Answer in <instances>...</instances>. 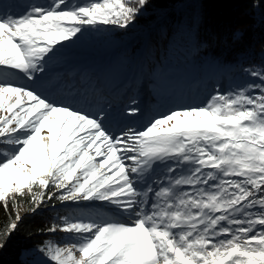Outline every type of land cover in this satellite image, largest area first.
<instances>
[{"label":"snow or ice","instance_id":"1","mask_svg":"<svg viewBox=\"0 0 264 264\" xmlns=\"http://www.w3.org/2000/svg\"><path fill=\"white\" fill-rule=\"evenodd\" d=\"M147 2L53 0L22 15L0 12V66L35 79L55 47L84 26L126 28ZM249 74L261 83L218 92L118 136L104 116L0 80V204L7 211L11 201L14 213L0 230V249L22 220L16 197L27 192L32 211L47 197L107 201L135 213L128 224L63 217L48 230L78 239L41 249L55 264H264V69ZM168 162L190 167L145 211L147 193L133 177ZM182 185L195 190L177 193Z\"/></svg>","mask_w":264,"mask_h":264},{"label":"rangeland","instance_id":"2","mask_svg":"<svg viewBox=\"0 0 264 264\" xmlns=\"http://www.w3.org/2000/svg\"><path fill=\"white\" fill-rule=\"evenodd\" d=\"M52 2L53 0H0V12L22 15L33 6L47 8L52 5ZM87 2L88 0H67L69 6L73 4L84 5ZM61 10H65L64 6H61ZM139 14L145 15L146 11L141 10ZM147 27V24H140L136 20L126 28L103 24L84 26L82 31L75 37H72L69 41H63L55 47L54 53L45 61L43 73H37L35 79H28L19 70L0 66V80L11 82L14 86L33 89L42 96H47L50 100L62 104L69 103V97L74 95L78 100H82V104L85 106L88 103L90 105L97 104L93 98V94L87 95L91 85L97 86L103 82L117 84V81L124 79L125 82L114 86L115 90H122V97L116 96L111 98L115 102L110 103L113 105V108L117 106L116 109L110 112L108 108L104 112L105 105L103 104L104 108L101 112L103 111L104 114L108 112L112 113L111 117H106L104 120V126L113 136L121 135L122 132L128 129L135 131L144 130L157 115H163L175 107H185L203 102L201 93L209 91L211 87L213 88L214 76L219 79L220 73H222L220 70L221 66H219L216 58L204 57L200 59L202 62V65H200L198 64L200 61H197L194 57L190 58L186 64L177 68L174 73L161 72L158 78L148 79L143 46L140 48V44H136L137 39L142 38L146 33ZM112 28H116V31H109ZM109 41L113 45L107 48L105 43ZM133 47L135 57L137 59L142 58L141 60H143L142 67L140 66L139 70L138 67L133 71L129 70L127 74H121L118 69H114L113 75L110 66L112 65L111 62H113L111 57L115 58V56H111L112 53L121 48L123 53V49L129 48L128 50L130 51ZM127 63L130 66H134V62L127 61ZM157 71L158 67L155 73ZM201 71L202 75L201 79H199V72ZM152 72L148 71L149 74ZM141 75H143V78ZM127 85L128 87H126ZM217 87L216 85L215 89ZM101 94L98 93L99 96ZM158 94L161 95L156 99V95ZM163 94H166V96L164 97ZM64 96L65 98L63 99L62 97ZM209 99H206L205 103ZM72 107L80 109V107L73 105ZM131 108H136L138 111L132 114L129 112ZM98 110L99 108L96 106V110L94 111L98 112ZM114 123H119L118 127L121 128V133L116 132L117 128ZM125 163H128V161H125ZM189 167L190 165L173 164L172 162H168L167 164L158 163L146 178L134 176L133 179L138 180L136 187L147 193L143 196L144 204L141 205L145 208V211H150L151 204L159 202L162 199L158 198L155 193L161 187L169 186L171 180L185 174ZM169 168H175V171L169 172ZM177 168L182 169L178 170ZM158 180H163V182H156ZM148 186H150V190ZM55 190L57 189L53 191ZM174 190L177 193L192 192L187 185L177 186ZM57 192L58 194L60 193L59 190ZM59 204L62 208L68 210L73 208V210L85 209L87 211V213H83L81 216L77 215L74 217L76 219H96L98 222L101 221L100 218H97L95 210L92 211V214L88 213L89 210L95 207L108 212V217L104 221L128 224L136 218L135 213L123 211L115 204L107 201H63ZM74 214V211H71L67 218L71 219ZM62 233L72 238H65L66 240L60 241V246L75 243L78 239L72 233ZM48 243L50 242H46V244ZM46 244L39 248L25 250L24 255L33 263L55 264L45 252L41 251Z\"/></svg>","mask_w":264,"mask_h":264},{"label":"trees","instance_id":"3","mask_svg":"<svg viewBox=\"0 0 264 264\" xmlns=\"http://www.w3.org/2000/svg\"><path fill=\"white\" fill-rule=\"evenodd\" d=\"M142 10L146 14H138L136 21L147 24L148 29L142 38L137 39L136 44H140V48L143 46L148 79L158 78L161 72L174 73L194 57L197 61L204 57L216 58L221 66L219 79L214 76V87L201 93L203 102L172 110L202 106L206 99L218 92L229 94L247 84L261 83L259 78L249 73L264 69V0H148ZM122 48L111 55L115 56L111 57L114 60L110 66L112 74L114 69L126 74L129 70L142 67L143 60L135 57L134 47L130 50L132 52L129 48L123 49V53ZM127 61L134 62V66H130ZM198 64L202 65V62ZM148 71L153 72L149 74ZM199 74L201 79L202 71ZM160 95H156V99ZM189 188L195 190L191 186ZM53 190L48 189L58 194L57 190ZM16 199L19 201L17 210L22 220L0 249V264H37L24 255L25 250L42 247L46 242L60 244L65 238H72L63 231L52 232L48 229L61 224L62 218L69 216L71 211L75 213L72 218L70 216L71 219L87 213L85 209L62 208L59 199L48 200L47 197L40 207L32 211L33 205L27 192L22 198L17 196ZM93 210L97 212L98 218L108 217L99 207L92 208L88 213L92 214ZM13 215L11 201L7 211L0 204V230Z\"/></svg>","mask_w":264,"mask_h":264},{"label":"bare ground","instance_id":"4","mask_svg":"<svg viewBox=\"0 0 264 264\" xmlns=\"http://www.w3.org/2000/svg\"><path fill=\"white\" fill-rule=\"evenodd\" d=\"M106 44V47L107 48H109V47H111V45H113V43L111 42V41H109V42H107V43H105ZM88 90H91L93 93H95V94H98V93H100L101 94V92H102V94H104V90L102 89V87H100V86H90V88L88 89ZM116 106V105H115ZM117 107V106H116ZM115 107V108H116ZM156 182H158V183H160V182H163V180H158V181H156Z\"/></svg>","mask_w":264,"mask_h":264},{"label":"water","instance_id":"5","mask_svg":"<svg viewBox=\"0 0 264 264\" xmlns=\"http://www.w3.org/2000/svg\"><path fill=\"white\" fill-rule=\"evenodd\" d=\"M154 23H156V21Z\"/></svg>","mask_w":264,"mask_h":264}]
</instances>
